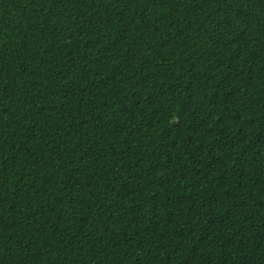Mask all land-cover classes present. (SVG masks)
Segmentation results:
<instances>
[{
    "label": "trees",
    "instance_id": "obj_1",
    "mask_svg": "<svg viewBox=\"0 0 264 264\" xmlns=\"http://www.w3.org/2000/svg\"><path fill=\"white\" fill-rule=\"evenodd\" d=\"M0 264H264V0H0Z\"/></svg>",
    "mask_w": 264,
    "mask_h": 264
}]
</instances>
